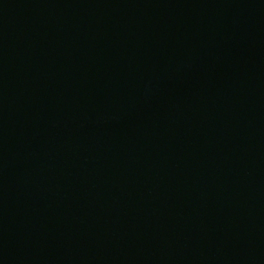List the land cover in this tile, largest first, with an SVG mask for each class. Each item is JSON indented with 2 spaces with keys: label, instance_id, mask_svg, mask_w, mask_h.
Returning <instances> with one entry per match:
<instances>
[{
  "label": "water",
  "instance_id": "95a60500",
  "mask_svg": "<svg viewBox=\"0 0 264 264\" xmlns=\"http://www.w3.org/2000/svg\"><path fill=\"white\" fill-rule=\"evenodd\" d=\"M0 264H264V0H0Z\"/></svg>",
  "mask_w": 264,
  "mask_h": 264
}]
</instances>
